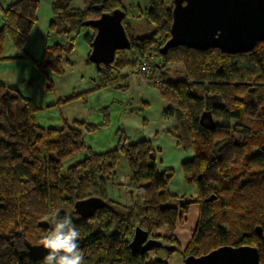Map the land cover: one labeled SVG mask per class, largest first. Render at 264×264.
<instances>
[{"label":"trees","instance_id":"obj_1","mask_svg":"<svg viewBox=\"0 0 264 264\" xmlns=\"http://www.w3.org/2000/svg\"><path fill=\"white\" fill-rule=\"evenodd\" d=\"M12 1L1 8V60L7 38L21 58H29L25 47L41 4L40 0ZM173 7L164 0H150L148 9L138 8L145 18L146 35L137 36L134 21L121 0H83L82 8H75L73 0H51L48 36L60 37L62 42L45 47L38 67L43 73L65 75L62 62L73 50L76 36H83L91 53L97 31L86 23L123 10L131 49L117 51L113 63L100 69L88 60L96 70L95 89L58 98L56 103L66 104L104 89L126 91L124 71L130 68L140 74L138 66L144 57H158L160 65L152 71V85L164 103V115L178 116L179 126L167 133L180 146L195 150L194 159L182 168L186 182L196 186L198 198L170 192L175 173L172 169L158 170L156 150L150 141L131 144L119 130L113 150L96 153L86 146L84 133L109 126L108 108L102 109L105 119L101 125L65 121L62 128H44L37 124V113L42 109L34 100L0 81V264H40L46 253L39 241L52 227L53 212L71 215L79 227L84 264H168L163 258L151 262V252L133 254L130 243L138 227L150 238L176 246L174 252L184 260L224 245H249L259 248L264 264V57L257 56L264 43L238 55L186 47L172 48L161 55L160 50L171 38ZM169 66H177L184 78L168 79ZM47 90L53 91L50 80ZM208 111L215 121L213 128L201 123ZM219 117L242 123L233 127L225 122L218 124ZM82 152L88 156L65 170L64 163ZM122 157L128 166L126 181L116 172ZM110 185L123 187L129 204L115 201ZM92 197L103 199L108 207L88 220L72 214L78 201ZM214 197L216 200L211 201ZM193 205L200 208L198 224L189 245L182 249L175 233ZM231 214L237 218L241 234L223 224ZM42 221L48 223V229L38 226ZM258 227L263 237L257 234ZM163 228L169 236L155 234Z\"/></svg>","mask_w":264,"mask_h":264},{"label":"rangeland","instance_id":"obj_2","mask_svg":"<svg viewBox=\"0 0 264 264\" xmlns=\"http://www.w3.org/2000/svg\"><path fill=\"white\" fill-rule=\"evenodd\" d=\"M121 1L131 19L134 21L137 30L136 35H146L145 18L140 16L141 13L138 8H140L141 11H145L150 7V0ZM12 2V0L0 1V30L3 24L1 8H7ZM40 2L38 20L25 47V51L29 55V58H21V53L15 48L10 38H7L4 43L2 54L4 60L0 59V79L6 81V78L13 79L15 77L17 82L19 84L21 83L22 93L34 100L36 105L42 109L37 113L36 119L38 125L44 128L59 129V123H63V121L65 122L67 121L66 119L69 118H71L70 124L75 120L86 121L88 124L93 125L103 124L105 118L102 114V109L108 108V114L111 116L112 110L109 108L110 106L113 109V116L114 111L117 109L121 111L126 110L133 114V118L140 117L141 119L149 118L152 114L160 113V104L162 100L158 90L153 88V81L151 80L153 75L148 78L140 71L139 66L138 71L140 74H137L130 68L124 71V74L127 76L126 84L128 88L126 91L113 89L104 92L97 91V93H91L93 97H90L88 100H84V97V99H79L75 104L71 101L66 104L57 105L56 102L58 98H65L60 97V94H65L67 97L72 96L73 93H85L92 89L94 82L91 81L90 78H95L96 70L94 66L87 64L90 55V46L85 42L82 35L75 37L73 50L65 54L62 62L65 75L59 76L51 71L43 73L40 70L38 64L43 57L45 47L62 42L60 37L48 36V26L52 19L51 0H40ZM166 5L168 7L174 6L173 0H167ZM73 6L75 8H82L83 0H73ZM257 56L259 59L264 57V44L257 51ZM169 68L168 79L179 80L184 78L183 73H180L181 70L177 66H169ZM45 74L48 76V80ZM49 80L53 84V91L47 90ZM160 80L161 74L158 73L156 75V81L159 82ZM85 101H89V103L87 104ZM90 110L92 112H90ZM115 119L116 118H114L113 121L110 117L109 126L97 130L95 134L84 133V142L86 146L92 148L96 153H104L115 149L117 143L114 142L116 139L114 133L118 127V123ZM247 120L248 119H245V124L248 123ZM216 122L218 124H223V122H225L232 127L242 123V121L236 119L229 120L220 117L216 118ZM63 125L64 123L61 125V128ZM255 150H258V148ZM87 156V152L78 154L64 163V169L66 170L70 166L80 163ZM126 170L128 171L127 162L124 157H122L118 161L116 172L121 176V173ZM121 180L126 181L124 177H122ZM109 192L115 201L126 204L127 194L123 187H113L110 185ZM218 212L221 213V211ZM223 224L225 227L229 229L233 228L238 234H241L239 233L240 228L237 225V218L232 214L227 220L225 219ZM158 254V258L162 259L164 256L165 258L167 257V254L164 252H158Z\"/></svg>","mask_w":264,"mask_h":264},{"label":"water","instance_id":"obj_3","mask_svg":"<svg viewBox=\"0 0 264 264\" xmlns=\"http://www.w3.org/2000/svg\"><path fill=\"white\" fill-rule=\"evenodd\" d=\"M171 38L160 50L165 55L169 49L186 47L199 51L218 49L229 55L250 53L264 42V0H174ZM126 14L118 9L109 14H102L97 19L86 23L97 31L91 44L89 60L100 69L109 66L115 59L117 51L131 49V42L123 26ZM178 120V116L176 118ZM201 123L213 128L215 121L210 111L202 115ZM216 197L210 200H215ZM108 207L101 198L92 197L78 201L72 214L84 220ZM40 228L48 229L47 222L42 221ZM256 232L263 237L261 227ZM133 254L144 255L150 252L171 254L176 246L166 244L149 237L148 232L136 228L130 243ZM161 262L162 259L158 258ZM185 264H261L258 247L221 246L208 254L196 257L187 256Z\"/></svg>","mask_w":264,"mask_h":264},{"label":"crops","instance_id":"obj_4","mask_svg":"<svg viewBox=\"0 0 264 264\" xmlns=\"http://www.w3.org/2000/svg\"><path fill=\"white\" fill-rule=\"evenodd\" d=\"M164 1L167 3V0H164ZM94 77L96 78V76ZM95 78H90V80L94 82V86L92 89L88 90L87 92L95 89V84H96ZM0 81L4 83L5 85L18 90L23 96H25L21 90V86H20L21 83L19 84L15 77L13 79L6 78V81L0 79ZM107 90H110V89H104V90H101V92H104ZM81 94L83 93H80V94L73 93V95H81ZM25 97L30 98L29 96H25ZM60 97L69 98L71 96L66 97L65 94H60ZM90 97H93V94L88 95L85 97V99L84 98L83 99L88 100ZM79 99H82V98L81 97L77 98L72 103L75 104L76 102L79 101ZM86 103L88 104L89 101ZM109 108L113 111L111 106ZM163 109H164V103H162L161 101L160 113L152 114L151 116H149V118H143V119H141L140 117L133 118L132 117L133 114H131L130 112H127L126 110L121 111L117 109L114 111V116L111 111V116H110L111 119L114 121V118H116L115 121H117L118 123L117 130H115V133H114L115 138H116L114 142L115 143L118 142L116 131H119V130L123 131L126 134L131 144H136L142 141H150L154 150H156V161H157L158 170L165 171V170L172 169L175 173L173 180L169 184L170 192L173 195H176L178 197L185 196L189 199L195 200L198 198L197 188L195 185L188 184L186 182L185 177H184L183 168H182L184 163L190 162L194 159L195 150L193 147L184 148L180 146L178 140L171 134L167 133V131L177 128L179 126V122L176 118L166 117L164 115ZM90 112L92 111L90 110ZM66 120L69 123H71L70 122L71 118L66 119ZM75 121H81V120H75ZM81 122L87 123L86 121H81ZM63 123L65 122L63 121ZM63 123H59L60 128ZM121 174H122L121 177H124V178L128 177L127 170L122 172ZM129 202H130L129 198L127 197L126 204H129ZM199 214H200L199 206L193 205L190 209L189 214L186 216L185 222L183 224H179L177 227L175 236L182 249H185L189 245L196 231ZM155 234L160 235L162 237L169 236V232L165 228L156 231ZM158 257H159V254L157 252L150 253L151 262L155 261ZM163 258H165V256ZM164 260L168 264H185L182 255L178 252L167 254V257Z\"/></svg>","mask_w":264,"mask_h":264},{"label":"clouds","instance_id":"obj_5","mask_svg":"<svg viewBox=\"0 0 264 264\" xmlns=\"http://www.w3.org/2000/svg\"><path fill=\"white\" fill-rule=\"evenodd\" d=\"M51 229L39 241L45 250L40 264H84V255L79 246L81 232L71 215L53 212Z\"/></svg>","mask_w":264,"mask_h":264},{"label":"built area","instance_id":"obj_6","mask_svg":"<svg viewBox=\"0 0 264 264\" xmlns=\"http://www.w3.org/2000/svg\"><path fill=\"white\" fill-rule=\"evenodd\" d=\"M160 59L156 56H146L141 60L139 65L140 71L150 78L152 76L153 69L159 65Z\"/></svg>","mask_w":264,"mask_h":264},{"label":"flooded vegetation","instance_id":"obj_7","mask_svg":"<svg viewBox=\"0 0 264 264\" xmlns=\"http://www.w3.org/2000/svg\"><path fill=\"white\" fill-rule=\"evenodd\" d=\"M179 122V121H178ZM216 200V199H215Z\"/></svg>","mask_w":264,"mask_h":264}]
</instances>
